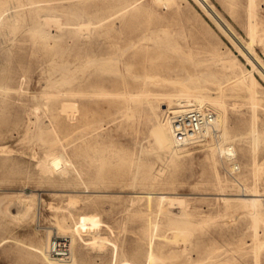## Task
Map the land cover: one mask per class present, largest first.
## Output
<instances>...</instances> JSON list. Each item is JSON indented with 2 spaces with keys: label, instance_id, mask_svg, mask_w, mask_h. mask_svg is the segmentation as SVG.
I'll return each instance as SVG.
<instances>
[{
  "label": "rangeland",
  "instance_id": "rangeland-1",
  "mask_svg": "<svg viewBox=\"0 0 264 264\" xmlns=\"http://www.w3.org/2000/svg\"><path fill=\"white\" fill-rule=\"evenodd\" d=\"M249 2L0 0V147L9 149L0 151V264H44L34 245L67 233L71 242L73 229L78 264H264V212L226 205L219 194L242 193L239 176L250 187L253 161L264 166V0H254V38ZM220 56L251 71L258 105L232 88L241 83ZM183 86L225 98L230 132L250 139L235 143L237 171L224 156L213 161L209 136L175 155L158 146L154 114L177 107L160 93ZM72 89L82 91L72 96ZM100 154L112 171L91 185L85 171ZM145 162L152 181L140 177ZM15 194L36 196L33 217L14 218ZM55 222L76 228L58 233ZM150 250L160 257L150 260Z\"/></svg>",
  "mask_w": 264,
  "mask_h": 264
},
{
  "label": "bare ground",
  "instance_id": "bare-ground-1",
  "mask_svg": "<svg viewBox=\"0 0 264 264\" xmlns=\"http://www.w3.org/2000/svg\"><path fill=\"white\" fill-rule=\"evenodd\" d=\"M217 2V1H216ZM250 4V12H249V23H248V28H249V35L251 34V36L254 38L255 35H257L258 33V25H257V22L254 20V17L256 15V12L255 10L253 9V5H254V0H250L249 2ZM131 3H128L124 6H122L121 8H119L118 10H115L113 11L112 13H110L108 16H111L113 15L114 13H116L117 11H119L120 9H123L127 6H129ZM262 6V5H261ZM1 18V17H0ZM88 21V20H87ZM86 22V21H85ZM126 22V21H125ZM124 22V23H125ZM88 25V24H86ZM82 24L80 26V28H82ZM85 26V24H84ZM223 27V26H222ZM223 30V29H222ZM226 31V30H225ZM264 31V30H263ZM262 32V31H260ZM250 36V37H251ZM145 38V37H144ZM141 39L137 40V41H140ZM143 40V38H142ZM136 43V42H135ZM134 46V45H133ZM127 50V49H126ZM124 53V52H123ZM122 53V54H123ZM243 53V52H242ZM222 56V55H221ZM219 57V63L222 65V67L224 68V70L230 74L231 78H233V80L236 82V81H239V83L241 84H238L235 85V86H232V88H238L240 90H245L246 93H247V98L249 100V102L251 104H253L252 106H254V104L256 103V100H257V95H255L252 91V88L253 87H256L257 86V83L254 79V76L252 75L251 71H249L248 73L243 69V67L235 60H231V59H228V58H224V57ZM257 59V58H256ZM259 61V60H258ZM256 64V63H255ZM255 64H253V68H256L255 67ZM260 66H262V68L264 67L263 64H261V62H259ZM257 65V64H256ZM252 68V69H253ZM260 70V68H259ZM79 72V71H78ZM259 72V71H258ZM82 73V72H81ZM82 90L80 89H72V90H69V92H67L68 94H71L72 96L77 93V92H80ZM196 90H194L193 87H188V86H183V87H176L175 90H169V91H164L160 94H165L167 95L170 100H175L176 103H177V107L173 108L172 110L174 111L173 113H177V112H181V111H185V110H188V109H193V108H196V109H204V110H210V109H213V112L215 114V118H214V123L204 132V134L202 135L203 137L205 136H209L210 137V140H214V143H212L209 147V150H210V155L213 159V161L216 163L217 161H219L218 159V156L221 155V156H224V158H226L228 160V165L229 167L231 166V168H233L231 162L235 161L234 163L236 164L238 160V150H237V146L235 147V143L236 141L240 140V141H247L249 139L245 137H242L244 139L241 138V136H239L238 133H232V131L230 132V129L228 128L227 126V119H228V115L226 113L227 111V105H226V102L224 101V99L220 98L219 96L215 95L213 97H209V96H205L203 95L202 93H196L195 92ZM146 92V91H145ZM124 93V92H123ZM122 93V94H123ZM138 93V91H137ZM153 93V92H152ZM158 93V92H157ZM83 94V93H82ZM127 94V93H125ZM129 94V93H128ZM154 94V93H153ZM81 95V94H80ZM93 95V94H91ZM124 95V94H123ZM144 95V94H142ZM151 95V94H150ZM159 95V94H158ZM75 96V95H74ZM77 96V94H76ZM83 96V95H82ZM136 94L135 93H131L129 95L130 98L132 99H135L137 97H135ZM145 96V95H144ZM149 96V94H148ZM152 96V95H151ZM156 96V95H155ZM161 96V95H159ZM80 97V96H79ZM154 97V96H153ZM166 97V96H164ZM138 99V98H137ZM145 99L147 100V98L145 97ZM168 99V98H167ZM193 100V101H191ZM260 101V100H257V102ZM168 103H169V100H168ZM250 104V106H251ZM256 105H258L256 103ZM165 106V105H164ZM168 106V104H167ZM166 106V107H167ZM172 107V106H171ZM255 107V106H254ZM169 108V106H168ZM164 109V108H163ZM167 109V108H166ZM165 109V110H166ZM155 115V118L157 120V126H156V129H157V132H158V138L156 140L158 146L160 147L161 150H165V151H169L170 153H172V155H175V154H178V153H182L185 149L183 146H181L182 144L178 143L177 140L175 139V137L173 136V133H172V129H171V124H170V115L169 114H166L164 115V117H159L156 113L154 114ZM82 121V120H81ZM252 127H250L249 129V133L251 136L254 135L256 129L254 127V125L251 123ZM83 128V127H82ZM72 130V129H71ZM79 130V129H78ZM84 130H86L84 128ZM83 131V130H82ZM72 132V131H71ZM78 132V131H77ZM85 131H83L82 133H84ZM75 133V131H74ZM81 133V132H80ZM206 139V138H205ZM250 141V139L248 140ZM212 142V141H211ZM253 142V141H252ZM204 143V140L203 142ZM201 143V144H202ZM207 142L204 143V145L206 144ZM248 143V146H250V142H247ZM246 143V144H247ZM237 145H238V142H237ZM203 147V146H202ZM240 149V152L243 156H248V153H249V149L246 147V146H241L239 147ZM9 149L5 148L4 147H0V151H7ZM252 152V150H251ZM169 153V154H170ZM57 155V154H56ZM98 155V154H97ZM101 156L99 159H95L96 156H94V158H91L89 160V164L90 166L92 165L93 168L89 169L88 172H86L85 170V174L90 178L87 179L88 180H91L92 184L94 183H97V182H100L104 179L105 174L107 173V171H112L111 169V165L112 163L110 164L109 161L110 159L109 158H106V156H103V155H99ZM98 156V157H99ZM63 157V156H62ZM89 158V157H87ZM226 160V161H227ZM238 163V162H237ZM83 164V163H82ZM81 164V166H82ZM85 165H89V164H86L84 163ZM83 164V165H84ZM221 164V163H220ZM72 165L74 166V163H72ZM76 165V164H75ZM108 166V167H107ZM239 166V164H238ZM252 173H253V180H254V183L252 186H248L245 182V178L243 176H239V178L237 179L238 180V185H241V187L243 188V192L242 193H238V194H235L234 196H229V194L227 193H224V192H221L219 193L221 195V198L223 199V201L227 204H229L230 202H236L240 207H242L243 209H245L246 211L247 210H252V211H255V212H258V211H261V212H264V204L261 202L264 200V192L258 187L257 185V181H258V177H257V171L259 170V172L262 170V172H264V166L261 167V170L260 169H257L256 168V165H255V162L253 161V164H252ZM83 167V166H82ZM81 167V168H82ZM84 168V167H83ZM86 168V167H85ZM88 168V167H87ZM74 169V168H73ZM76 169V168H75ZM79 169V168H78ZM77 170V169H76ZM151 163L149 162H145L141 165V169H140V177L142 180H148V181H152L154 180V177L151 175ZM79 171V170H77ZM83 171V172H84ZM79 174V173H78ZM78 174L76 173L75 175L78 176ZM85 175V176H86ZM76 176V178H77ZM81 176V175H80ZM83 177V176H82ZM80 177V178H82ZM69 178H71L69 176ZM73 178V177H72ZM79 178V177H78ZM77 178V179H78ZM85 179V177H83ZM216 180H217V184L220 186V188L222 187L223 183L222 182V178L221 176L219 175V173H217L216 175ZM85 182L87 180H84ZM84 181H81L82 183ZM72 182V181H71ZM80 180L77 181V183H79ZM94 182V183H93ZM55 183V181H54ZM89 183V181H88ZM74 184V182H73ZM86 184V183H84ZM65 185V184H64ZM77 185V184H76ZM83 185V184H82ZM88 185V184H87ZM96 185V184H95ZM114 185V184H113ZM66 186V185H65ZM71 186V185H69ZM89 186V185H88ZM74 187V186H73ZM76 187V186H75ZM86 187V186H84ZM76 190V189H75ZM84 192V191H83ZM86 192V191H85ZM88 192V191H87ZM172 192V191H171ZM152 193H155V192H136L133 194V196H137L138 198L137 199H141L143 198L144 196H150ZM160 197L161 198H166L168 197V194L164 191H159L158 192ZM26 194V193H25ZM16 195V194H15ZM77 195V194H76ZM17 196V195H16ZM35 195L34 194H29V195H18L16 198L18 199L17 200V203L19 206L18 208V212L16 214H13L14 215V218L15 216L16 217H26L31 215V217H33L32 215H34V206H35ZM74 196V194H73ZM70 197V196H69ZM76 197V196H75ZM79 197V195H78ZM217 197V196H216ZM40 199V198H39ZM42 199V198H41ZM70 200V198H68ZM135 199V198H134ZM14 200V199H13ZM38 200V199H37ZM72 200V199H71ZM75 199H73L72 201H74ZM76 201V200H75ZM136 201V200H134ZM171 201V199H170ZM71 202V201H70ZM139 202V200H138ZM45 203V202H44ZM49 203V202H48ZM1 204V203H0ZM46 204V203H45ZM52 204V203H51ZM49 205V204H48ZM53 205V204H52ZM74 205V202L73 204ZM230 205V204H229ZM51 206V205H49ZM48 207V206H47ZM54 207V205L52 206V208ZM61 207V206H60ZM59 207V209H60ZM9 208V207H8ZM7 208V209H8ZM51 208V207H49ZM55 208V207H54ZM36 209V208H35ZM37 210V209H36ZM40 210V209H39ZM58 210V209H57ZM62 210V207L61 209ZM69 211V210H68ZM7 212V211H5ZM56 212V211H55ZM71 212V211H69ZM41 213V212H40ZM59 213V212H58ZM56 213V215L58 214ZM72 213V212H71ZM70 213V214H71ZM7 215V214H6ZM9 215V214H8ZM55 215V213H54ZM72 215V214H71ZM58 216H61L60 214H58ZM8 217V216H7ZM11 217V216H10ZM9 217V218H10ZM55 217V221L57 220L56 216ZM13 218V217H12ZM11 218V219H12ZM63 219V218H62ZM61 219V220H62ZM25 220V219H23ZM30 220V219H29ZM27 220V221H29ZM63 221V220H62ZM22 222V221H21ZM30 222V221H29ZM69 222V221H68ZM61 224V223H60ZM54 225V224H53ZM52 225V226H53ZM58 225V227L56 226ZM58 230V233L62 231L67 233L66 230H68L67 228L70 227L68 226L66 228V230L64 229V227H61L63 226L61 224V226H59V223L57 224V222H55V225ZM73 226V225H71ZM73 228H76V226H74ZM73 228L70 227V229L72 230ZM49 229V228H48ZM52 229V228H51ZM51 229H49V231H51ZM69 229V230H70ZM46 230V229H45ZM76 230V229H73V231ZM48 231V232H49ZM73 231H69L70 235H71V242H70V256L67 258V259H64V260H60L54 256H52L49 251H48V246H49V241L48 242H44V244L42 246H39V245H34V251L36 252V254L38 255V257L40 258L41 262L44 263V264H78L77 263V259L78 257L76 258V253H74V243H75V235L73 234ZM77 231V230H76ZM75 231V232H76ZM57 233V232H56ZM77 234H79V232H76ZM75 233V234H76ZM68 234V233H67ZM66 234V235H67ZM95 234V233H94ZM51 235V234H50ZM98 235V233H97ZM93 236L91 237L92 241L89 242L90 244L91 243H97L99 242V235L98 236ZM81 235H79V238H80ZM92 236V235H90ZM88 236V237H90ZM101 236V235H100ZM82 238V237H81ZM80 238V239H81ZM103 238H106V237H103ZM90 238H88L87 241H89ZM46 240V239H45ZM85 240V239H84ZM104 240V239H102ZM101 240V242H102ZM81 241V240H80ZM41 242V241H39ZM85 241H83L82 243L84 244ZM151 242V241H150ZM43 243V242H42ZM77 243V242H76ZM75 243V244H76ZM36 244V242L34 243ZM40 244V243H38ZM88 244V243H87ZM99 244V243H98ZM97 244V245H98ZM101 244V243H100ZM30 245V244H29ZM77 245V244H76ZM94 245V244H92ZM33 246V245H32ZM104 246V245H103ZM151 248V247H150ZM76 250V248H75ZM115 250V249H114ZM153 250V249H152ZM150 250V253H149V259L150 260H153L155 258H159L160 256H157L155 255L154 251ZM77 251V250H76ZM78 253V251H77ZM80 256V255H79ZM209 257V256H208ZM82 259V258H81ZM208 259V258H207ZM83 260V259H82ZM161 261V260H160ZM225 261V260H224ZM128 262V261H127ZM113 263V262H112ZM131 264H134V263H131ZM216 264V263H215ZM220 264V263H219ZM232 264V263H231Z\"/></svg>",
  "mask_w": 264,
  "mask_h": 264
},
{
  "label": "built area",
  "instance_id": "built-area-1",
  "mask_svg": "<svg viewBox=\"0 0 264 264\" xmlns=\"http://www.w3.org/2000/svg\"><path fill=\"white\" fill-rule=\"evenodd\" d=\"M214 118L215 114L212 110L196 108L171 113L170 124L173 136L182 145L194 143L214 123ZM238 169V164H234L233 170ZM48 251L60 260L67 259L71 252L69 236L53 235L49 240Z\"/></svg>",
  "mask_w": 264,
  "mask_h": 264
}]
</instances>
